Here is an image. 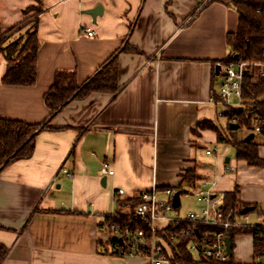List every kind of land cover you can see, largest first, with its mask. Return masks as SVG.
<instances>
[{
    "label": "crops",
    "instance_id": "crops-1",
    "mask_svg": "<svg viewBox=\"0 0 264 264\" xmlns=\"http://www.w3.org/2000/svg\"><path fill=\"white\" fill-rule=\"evenodd\" d=\"M232 1L41 0L36 84L3 85L8 64L0 58V119L44 122V95L57 72H75L82 84L114 55L119 92L72 102L52 120V130L36 136L30 159L2 171L0 244L8 248L2 264H141V256L106 253L99 243L115 237L99 223L106 215L132 214L118 202L155 188L178 189L188 171L204 180L184 190L204 182L219 197L237 189L239 202L254 207L249 223L264 224V166L238 160L229 145L220 150L217 131L198 127L228 128L214 96L221 83L217 67L230 54L227 35L239 25ZM36 5L0 0V31L20 24ZM97 6L103 13L93 20L88 11ZM126 44L140 53H117ZM214 148L219 151L207 155ZM258 152L264 159V145ZM104 165L113 175L101 174ZM186 197L194 202L187 213L202 209L193 195ZM181 205L167 217H184ZM169 225L159 221L161 230ZM234 243L233 262L253 264V237L239 235Z\"/></svg>",
    "mask_w": 264,
    "mask_h": 264
},
{
    "label": "trees",
    "instance_id": "trees-1",
    "mask_svg": "<svg viewBox=\"0 0 264 264\" xmlns=\"http://www.w3.org/2000/svg\"><path fill=\"white\" fill-rule=\"evenodd\" d=\"M37 7H30L25 11L26 18L14 28L6 31H0V58L7 62V69L1 79L3 85L8 86H26L31 87L37 81V63L40 51V41L38 38L39 15L43 12L41 0ZM220 0H208V4ZM239 16V25L235 33L227 35V45L230 48V54L226 60L220 64L229 61L240 60L246 63L264 61V0H233L229 5ZM18 32V37L11 39L13 33ZM121 52L140 53L137 49L126 44ZM116 53V54H117ZM236 56V57H235ZM119 69L116 56H112L96 73L86 82L78 83L75 72L60 71L54 76L53 85L44 95V103L49 110L48 118L39 124H28L17 120L0 119V174L11 164L27 160L32 157L35 151L36 136L46 130H52L50 123L60 114L68 105L74 101H82L94 93H106L117 95ZM228 120V132L222 134L209 122L198 124L201 129H215L218 134V143L229 145L235 151L238 160H244L249 165L256 167L264 166V159L259 156V147L264 145V76L259 74L256 68H249L245 72L242 90V106L240 108H228L224 113ZM235 123L240 128L255 130L253 119H258L259 139L252 138L250 141L238 139L237 130L230 129V124ZM256 131V130H255ZM204 180V175L198 171H188L183 177L182 184L178 191L184 188H195ZM224 201L225 208H233L236 216H243V210L246 208L238 200V190L226 193ZM142 202L141 196H137L127 202L119 203L118 206H129L132 214L122 216L119 214L106 215L99 223V227L106 232L111 233L113 226L122 232L144 231L145 238L149 239L151 235V225L147 220L138 218L135 215L137 206ZM170 224L162 229L158 235L167 243L168 250L165 255L170 256L172 264H236L233 262V255L227 262L217 260H208L196 257L189 249L190 238L178 235L179 228L192 226L200 233L205 231L220 232L221 227L205 225L202 223H182L180 227ZM171 235L176 240L171 239ZM239 235H250L253 237V264H263L264 262V224L261 225H240L234 226L229 230L228 236L232 240V252L235 249V238ZM103 245L105 252L114 256L123 257L121 252L129 253L131 249L127 246V241L120 242L118 238H113ZM109 248V249H108ZM8 254V248L0 244V264ZM136 256L147 257V252H136Z\"/></svg>",
    "mask_w": 264,
    "mask_h": 264
},
{
    "label": "built area",
    "instance_id": "built-area-1",
    "mask_svg": "<svg viewBox=\"0 0 264 264\" xmlns=\"http://www.w3.org/2000/svg\"><path fill=\"white\" fill-rule=\"evenodd\" d=\"M88 36L95 35L92 29H87ZM221 83L214 96L216 104L225 108H240L242 106V90L245 78V72L249 68H256L259 74L264 76V61L246 63L240 60H234L220 64ZM234 99V101H232ZM234 118L233 122H235ZM259 120L253 119V125L257 133L260 132L258 127ZM218 148L208 150L206 153L210 155L218 152ZM62 172L71 177L72 174L65 168ZM101 174L113 175V171L108 170V166L104 165ZM179 192L177 188H166L162 191L157 188L145 191L140 194L142 202L137 206L135 215L143 220H147L151 225V235L149 239L145 238L144 231L138 230L136 232L125 231L122 232L117 227L113 226L111 233L115 238H124L127 241V246L131 252H121L123 257L134 256L136 252H147L150 264H172L170 256L165 255V250H168L167 243L158 235L161 231L159 226L160 220H167L170 224L175 223L174 226L180 227L182 223H202L205 225L218 226L222 228L220 232L205 231L200 233L196 228L189 226L187 228H179L178 235L181 237L190 238L189 249L196 257H201L208 260H217L227 262L230 260V255L227 251L226 239L229 237V230L234 226L249 225L247 215L238 217L234 213L233 208H225L224 201L225 194L219 197L212 196L208 189V183H201V186L196 191L184 190L186 195H193L198 203L203 207L199 211L189 212L184 217L168 218L167 215L176 211L173 205V198ZM124 192L119 191V195ZM161 193L165 196L160 198ZM181 196V195H180ZM264 218V213H262ZM173 241L176 240L174 235H171Z\"/></svg>",
    "mask_w": 264,
    "mask_h": 264
},
{
    "label": "rangeland",
    "instance_id": "rangeland-1",
    "mask_svg": "<svg viewBox=\"0 0 264 264\" xmlns=\"http://www.w3.org/2000/svg\"><path fill=\"white\" fill-rule=\"evenodd\" d=\"M38 5H36V6H32V7H37ZM232 101H234V99L232 100ZM224 109H225V111H227V108H225L224 107ZM234 124H236L235 122H233ZM221 133L222 134H227V135H229V132L225 129L224 131H221ZM237 135H238V137H239V139H245L246 137H251L253 140H255V141H257L258 139H259V135H258V133L255 131V130H253V129H247V128H245V127H243V128H240V129H238L237 130ZM220 146H218L219 147V149L220 148H222L223 147V145H221V144H219ZM226 146H228V145H226ZM221 150V149H220ZM201 164V163H200ZM181 208H180V212L182 213V214H185V213H187L189 210H191V209H193L194 208V202H193V199L192 198H188V197H186V195H182L181 196ZM177 211V210H176ZM250 215H251V218H253L252 216L254 215V212H250ZM253 220V219H252ZM251 220V221H252ZM115 237V236H114ZM140 258H143L142 260H141V264H147V262L149 261V259L148 258H146V257H143V256H141ZM145 260H147V261H145Z\"/></svg>",
    "mask_w": 264,
    "mask_h": 264
},
{
    "label": "water",
    "instance_id": "water-1",
    "mask_svg": "<svg viewBox=\"0 0 264 264\" xmlns=\"http://www.w3.org/2000/svg\"><path fill=\"white\" fill-rule=\"evenodd\" d=\"M102 13H103L102 6H97L93 10H89L88 11V14H90L92 16L93 20H95L97 16L102 15ZM217 69H218V72L217 73H219L220 67L218 66ZM238 127L239 126L237 124H234V123L230 124V129H238ZM250 139H251L250 136L249 137H246L245 138V141H250ZM180 195H181V192H177L175 194L174 198H173V205H174V208L175 209H177V208L180 207V204H181L180 203ZM252 211H254V207H246L243 210V214L246 215L247 213L252 212ZM119 241L122 242L123 240L122 239H119ZM226 244H227V251H228L229 255L232 256L233 255V252H232V240H231L230 237H228L226 239Z\"/></svg>",
    "mask_w": 264,
    "mask_h": 264
}]
</instances>
